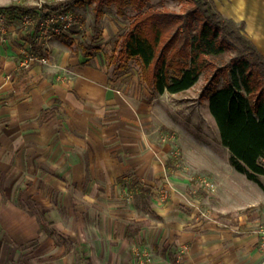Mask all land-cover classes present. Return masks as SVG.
<instances>
[{
	"label": "crops",
	"instance_id": "0c3cea01",
	"mask_svg": "<svg viewBox=\"0 0 264 264\" xmlns=\"http://www.w3.org/2000/svg\"><path fill=\"white\" fill-rule=\"evenodd\" d=\"M214 2L225 19L246 24L247 37L264 56V0ZM55 44L54 63L46 72L30 66L23 79L13 81L14 75H5L15 72L16 54L0 52V264H41L43 255L61 248L52 240L31 246L40 227L21 204L23 184L32 185L35 199L45 200L40 192L52 183H59L67 202V258L61 262L140 264L137 253L149 248L147 264H172L164 247L191 246L178 264H264L255 233L259 221L239 235L216 229L202 234L182 212L174 224H144L147 218L138 217L118 182L134 171L133 179L147 187L149 175L158 171L149 131L155 115L121 114L123 103L110 89L101 62L83 65L81 57L67 58ZM242 201L219 211L252 207L248 196Z\"/></svg>",
	"mask_w": 264,
	"mask_h": 264
},
{
	"label": "rangeland",
	"instance_id": "374dc122",
	"mask_svg": "<svg viewBox=\"0 0 264 264\" xmlns=\"http://www.w3.org/2000/svg\"><path fill=\"white\" fill-rule=\"evenodd\" d=\"M60 1L0 0V7L15 4L42 8L44 4L54 5ZM151 4H161L163 8L173 11L182 10V3L178 0H165L162 3L161 0H152ZM102 10L103 17L97 21L95 5L81 8L74 16L72 26L64 29L62 34L52 36L38 33L36 25V28H25L21 16L6 18L4 15L3 19L6 21L0 26V52L3 49L10 51L16 54L17 59L15 72L6 74L5 77L9 79L14 75L12 81L23 79L30 67L21 64L32 56L37 61L31 66L41 67L45 71L46 67L54 63L50 52L56 43L55 45L67 51V58L81 57L86 62L83 65L95 66L101 62L111 82L110 89L123 103L121 114L155 115L149 131H152L153 138L152 154L156 163L154 168H158V171L149 175L151 183L146 184L148 192L142 195L139 188L132 184L133 175H136L134 171L118 182L126 202L136 208L138 217L147 218L144 224H174L175 214L182 212L183 219L190 224H198L202 234L208 229H216L239 235L244 234L249 224L264 222V188L231 166V154L222 144L218 127L209 110L210 96L230 81L228 65L232 64L231 60L237 57L238 52L232 51L228 54L225 63L227 68L215 81L216 69L211 67L186 92L154 94L142 82V69L138 59L119 63L110 61L113 50L129 29L136 14L129 9L126 18H121L116 7L107 4ZM1 14L0 12V16ZM90 44L100 48L99 53L92 56V61L86 60L82 51V46ZM41 60H47L48 63L43 64ZM113 110L114 108L109 109L110 113L106 114H111ZM159 125L156 130L155 127ZM260 181L264 185V176L260 177ZM56 185L52 183L49 189L45 185L40 192L45 200L35 199V195H31V184L22 186L25 194L20 202L28 215L35 216L40 227L31 246L34 247L44 240H52L61 247L51 249L46 257L43 255L45 259L41 260V264H67V259L61 262L64 256L67 258V202L59 189L61 186L58 188ZM245 195L251 200L252 207L249 209L245 208L248 205L246 201H242ZM48 201L55 204L53 208L46 205ZM241 201L244 209L220 213L219 208H232L230 204H239ZM158 212L166 213L165 217H161ZM190 247L184 250L164 247L162 254L165 257L171 256L172 264H178L177 261L182 260L180 257L190 252ZM261 249L264 252V248ZM145 250L150 254L147 253L146 256ZM145 250L137 253L136 259L140 264L150 262L148 257L151 250Z\"/></svg>",
	"mask_w": 264,
	"mask_h": 264
},
{
	"label": "trees",
	"instance_id": "16d2710c",
	"mask_svg": "<svg viewBox=\"0 0 264 264\" xmlns=\"http://www.w3.org/2000/svg\"><path fill=\"white\" fill-rule=\"evenodd\" d=\"M152 0H61L54 5L0 7L6 16H34L39 29L42 12L70 13L95 5L96 20L102 7L114 5L126 18L130 9L136 16L110 61L136 58L142 69V82L151 93L178 94L191 89L208 68L216 76L227 68L226 57L238 55L228 65L231 79L209 98V110L218 127L222 144L229 150L230 164L251 181L264 185V56L246 35V24L228 20L214 0H178L181 11L152 6ZM165 0H161V3ZM37 32V31H36ZM26 41V40H25ZM85 57L99 53L92 44L82 46ZM145 195L148 187L138 179L132 182Z\"/></svg>",
	"mask_w": 264,
	"mask_h": 264
},
{
	"label": "built area",
	"instance_id": "2783aa9c",
	"mask_svg": "<svg viewBox=\"0 0 264 264\" xmlns=\"http://www.w3.org/2000/svg\"><path fill=\"white\" fill-rule=\"evenodd\" d=\"M44 12H42V17L40 18V27L38 31V33L42 34L43 36H49V35L52 36L54 34L60 35L63 33L64 29L72 26L73 24L74 16L70 13L48 14V11H46V14H44ZM4 15L5 14L2 13L0 16V26H2L4 22L6 21L5 18L3 19ZM21 17H22L21 18L22 23L25 26V28H32V27L36 28V26L38 25V19L34 16L24 15ZM35 61H37V58L32 56L29 58V60L24 61L21 65L28 68ZM41 62L43 64L48 63L47 60H41ZM255 233L258 235L260 239V242H259L260 247L264 248V222H259V224H257L255 228Z\"/></svg>",
	"mask_w": 264,
	"mask_h": 264
}]
</instances>
